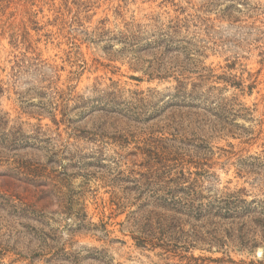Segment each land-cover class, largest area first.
Here are the masks:
<instances>
[{
    "label": "rangeland",
    "instance_id": "1",
    "mask_svg": "<svg viewBox=\"0 0 264 264\" xmlns=\"http://www.w3.org/2000/svg\"><path fill=\"white\" fill-rule=\"evenodd\" d=\"M0 264H264V0H0Z\"/></svg>",
    "mask_w": 264,
    "mask_h": 264
},
{
    "label": "trees",
    "instance_id": "2",
    "mask_svg": "<svg viewBox=\"0 0 264 264\" xmlns=\"http://www.w3.org/2000/svg\"><path fill=\"white\" fill-rule=\"evenodd\" d=\"M159 77H162V76H159ZM180 87L177 89V91H180ZM192 186H188L187 188L190 189V197H188V199L185 201V203H183L181 200H178V201H174L173 203H170V202H167V201H161V202H158V203H155L157 207H160L162 209H172L173 211L177 212L179 211V208L178 206L181 208V207H186L187 210V213L189 215H193V217H195V215L197 213H201V208H202V205L199 204V205H195L194 204V201H195V198H196V189L193 188V183H191ZM185 209V210H186ZM184 210V211H185ZM153 212H150L149 215H151ZM157 217L156 218V228L157 230L160 231V233L162 234V236H164V233H166L167 231H172L174 226L172 225V218H174L173 216H169L167 214H163V213H160V214H157V213H153L151 217H147L146 220H148V222H151L150 219H152V217ZM178 228V227H177ZM139 234L137 237H135L138 241H137V244L138 245H143V244H146L149 241L148 237L150 236V232H151V229H148L147 227H140L139 226V230H138Z\"/></svg>",
    "mask_w": 264,
    "mask_h": 264
}]
</instances>
